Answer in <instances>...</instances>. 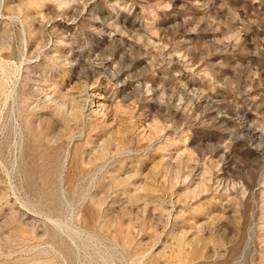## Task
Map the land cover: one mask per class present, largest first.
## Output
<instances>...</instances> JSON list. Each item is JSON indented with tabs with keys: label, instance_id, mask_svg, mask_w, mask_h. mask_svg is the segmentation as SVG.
Segmentation results:
<instances>
[{
	"label": "rangeland",
	"instance_id": "1",
	"mask_svg": "<svg viewBox=\"0 0 264 264\" xmlns=\"http://www.w3.org/2000/svg\"><path fill=\"white\" fill-rule=\"evenodd\" d=\"M0 264H264V0H0Z\"/></svg>",
	"mask_w": 264,
	"mask_h": 264
},
{
	"label": "bare ground",
	"instance_id": "2",
	"mask_svg": "<svg viewBox=\"0 0 264 264\" xmlns=\"http://www.w3.org/2000/svg\"><path fill=\"white\" fill-rule=\"evenodd\" d=\"M92 105V104H91ZM91 105H90V107H91Z\"/></svg>",
	"mask_w": 264,
	"mask_h": 264
}]
</instances>
